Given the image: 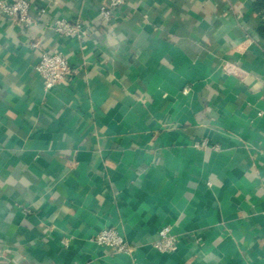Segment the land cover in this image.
Wrapping results in <instances>:
<instances>
[{"label":"crops","instance_id":"0c3cea01","mask_svg":"<svg viewBox=\"0 0 264 264\" xmlns=\"http://www.w3.org/2000/svg\"><path fill=\"white\" fill-rule=\"evenodd\" d=\"M28 1L0 13V264H264V0ZM43 51L80 68L46 91Z\"/></svg>","mask_w":264,"mask_h":264},{"label":"built area","instance_id":"2783aa9c","mask_svg":"<svg viewBox=\"0 0 264 264\" xmlns=\"http://www.w3.org/2000/svg\"><path fill=\"white\" fill-rule=\"evenodd\" d=\"M126 0H108V3L98 8L99 13L110 19L113 13ZM43 10L40 12V14ZM0 13L21 26H30L37 17L33 14L32 5L28 0H17L12 3L0 1ZM39 14V12H38ZM55 32L61 35L82 37L87 34L79 22L67 19H57L52 24ZM80 67H74L62 52L43 51L35 69L44 81V88L50 91L54 87L70 79ZM187 89H185V92ZM173 226L166 224L159 230L158 239L154 247L163 253L173 252L177 249L180 239L172 232ZM92 240L100 246H108L114 254H130L133 246L118 231L116 227H107L97 233Z\"/></svg>","mask_w":264,"mask_h":264},{"label":"trees","instance_id":"16d2710c","mask_svg":"<svg viewBox=\"0 0 264 264\" xmlns=\"http://www.w3.org/2000/svg\"><path fill=\"white\" fill-rule=\"evenodd\" d=\"M260 4H261V5H260ZM262 5H263V3L261 2V3H259L257 6H260V7H261Z\"/></svg>","mask_w":264,"mask_h":264}]
</instances>
